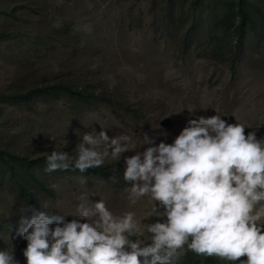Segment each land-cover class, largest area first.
I'll use <instances>...</instances> for the list:
<instances>
[{
	"label": "rangeland",
	"instance_id": "374dc122",
	"mask_svg": "<svg viewBox=\"0 0 264 264\" xmlns=\"http://www.w3.org/2000/svg\"><path fill=\"white\" fill-rule=\"evenodd\" d=\"M222 1L0 0V93L64 82L97 95L77 100L42 94L26 104L0 100V149L29 159L63 151L74 160L84 133L106 129L109 136H133V152L123 154L131 156L149 146L138 147L145 133L157 144L172 143L189 118L216 114L264 138V31L247 35L231 69L232 57L221 61L210 25ZM253 1L264 11V0ZM46 166L42 161L34 173L50 191L39 196L49 212L75 216L77 197L87 192L117 215L150 214V200L128 205L123 158L104 166L118 169V180L47 172ZM6 177L0 167L1 245H13L26 264L27 241L16 228L22 214L32 213L19 211L27 204Z\"/></svg>",
	"mask_w": 264,
	"mask_h": 264
},
{
	"label": "clouds",
	"instance_id": "9594fccd",
	"mask_svg": "<svg viewBox=\"0 0 264 264\" xmlns=\"http://www.w3.org/2000/svg\"><path fill=\"white\" fill-rule=\"evenodd\" d=\"M245 130L216 114L189 118L172 143L145 133L138 147L149 146L131 156L123 154L133 152V136L106 129L84 133L74 160L53 151L47 172L83 174L123 158L129 207L153 203L142 219L132 210L117 215L87 192L75 216L25 205L19 211L32 215L20 216L16 234L27 241L26 264H180L186 250L225 264H264V138ZM0 264H20L13 245L0 247Z\"/></svg>",
	"mask_w": 264,
	"mask_h": 264
},
{
	"label": "trees",
	"instance_id": "16d2710c",
	"mask_svg": "<svg viewBox=\"0 0 264 264\" xmlns=\"http://www.w3.org/2000/svg\"><path fill=\"white\" fill-rule=\"evenodd\" d=\"M199 1L201 0H195V2ZM217 8L219 12L214 13L210 24L214 31L212 36L220 44L219 53L222 55L220 57L221 61H228L229 58L225 57L231 55L230 68L233 69L237 56L234 52L241 47L247 35L257 34L260 30L264 31V11H262L253 0H223ZM228 36H230V38H228ZM231 39H234V43L231 42ZM226 45L228 46L227 48ZM60 93H65L69 97H73L77 100H92L97 97L95 93H87L79 89L77 85L57 82L53 85L32 88L26 92L14 91L0 93V100L26 104L33 96L42 94H53L57 96ZM48 156L44 155L29 159L26 156H18L0 149V167H4L8 172V178H6L9 186L16 192L17 198L25 200L27 205H31L37 210H43L39 200L40 193L45 195L50 193V191L45 183L39 180L37 175H35L34 169L37 168L42 161H47ZM56 172L68 174L71 172L80 173L78 170H57ZM84 174L98 176L104 180H118L121 173H119L118 169L101 167L89 169ZM0 247L5 248L1 245V238ZM180 264H225V262L215 257L196 256L194 253L186 250V254L181 258Z\"/></svg>",
	"mask_w": 264,
	"mask_h": 264
},
{
	"label": "water",
	"instance_id": "95a60500",
	"mask_svg": "<svg viewBox=\"0 0 264 264\" xmlns=\"http://www.w3.org/2000/svg\"><path fill=\"white\" fill-rule=\"evenodd\" d=\"M168 122H169L168 119H165V120L162 122V124H163V125H167Z\"/></svg>",
	"mask_w": 264,
	"mask_h": 264
}]
</instances>
